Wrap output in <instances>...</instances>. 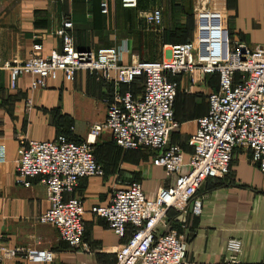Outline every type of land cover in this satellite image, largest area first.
I'll use <instances>...</instances> for the list:
<instances>
[{
    "label": "crops",
    "instance_id": "1",
    "mask_svg": "<svg viewBox=\"0 0 264 264\" xmlns=\"http://www.w3.org/2000/svg\"><path fill=\"white\" fill-rule=\"evenodd\" d=\"M153 9L160 12L158 26L147 24L143 18V13ZM106 10V14L100 13L99 0H0V61L19 62L28 57L33 45L40 47L41 56L59 53L60 40L54 31L63 20L71 23L70 35L76 50L95 51L122 45L142 58L160 60V49L169 45V41L191 40L194 14L200 10L223 14L226 47L231 39L246 48L264 45V41L247 42L246 38L264 36V0H136L135 9L121 8L119 0H106ZM141 44L145 49H141ZM148 50L150 55L145 53ZM123 61L126 64L128 55H123ZM176 77L169 79L176 82L178 89ZM30 81V76H21L15 89L10 90L6 72L0 71V247L48 251L53 256L49 264H115L114 252L125 242L129 229L118 240L90 209L106 204L112 191L131 183L140 184L145 197L152 200L158 189L173 184V176L145 162L139 181L128 182L104 171L101 178L79 179L73 192L65 194L64 199L75 197L81 202L86 248L72 251L59 240L53 228L36 221L49 207L37 180H30L26 188L14 184L16 150L20 140L50 141L58 135L82 143L89 128L104 119L102 98L110 99L117 92L139 97L142 85L134 82L138 83L136 90L131 85L117 87L84 71H77L71 82L57 74L44 89L31 90ZM216 88L217 82L215 89H207L206 96ZM177 94L179 97L180 93L176 91L173 103L179 126L170 135L177 130L175 140L183 142L189 132L183 144L185 159L190 153L187 141L194 130V121L206 114L207 105L202 94L199 110L191 112V102L197 95L176 101ZM104 133L112 144L109 133ZM242 151L233 150L226 176L202 182L196 193L201 199L198 216L187 212L178 217L168 211L165 226L157 231L171 230L182 237L185 264H227L228 239L240 242L237 264H264V177L251 163L249 154L248 161ZM0 264L39 263L17 256Z\"/></svg>",
    "mask_w": 264,
    "mask_h": 264
},
{
    "label": "built area",
    "instance_id": "2",
    "mask_svg": "<svg viewBox=\"0 0 264 264\" xmlns=\"http://www.w3.org/2000/svg\"><path fill=\"white\" fill-rule=\"evenodd\" d=\"M119 4L124 9L136 8V0H119ZM99 11L106 14V0H99ZM143 18L152 26L161 21L156 9L143 13ZM223 19L219 11L200 10L194 14L191 40L169 45L167 57L160 60H131L126 64L120 62L114 47L76 50L71 23L63 20L54 31L60 40L59 53L41 56L40 47L33 45L28 57L19 62L0 61V71L6 72L10 90L25 75L31 77V90L44 89L57 74L70 79L77 71L117 87L142 79L139 97L127 92L112 95L105 105L103 121L92 126L84 142L74 143L62 135L50 141H19L14 184L26 188L30 180H37L49 207L36 221L53 228L69 250L86 248L83 208L79 199L65 200L64 195L72 193L81 178L103 176L91 151L101 131L108 132L111 142L121 150L151 152V166L174 178L173 184L158 189L152 200L145 197L140 184L131 183L112 191L106 204L90 209L118 240L129 229L125 242L114 252L115 264H185L182 237L171 230L158 233L157 228L168 211L178 217L187 212L200 214L198 188L206 179L227 175L235 148L246 150L264 177V45L223 50ZM192 72L215 74L217 88L206 96V114L194 121L187 141L190 153L184 159L180 148L167 142L177 127L173 120L177 84L169 78ZM89 136L94 139L89 140ZM225 250L226 263L237 264L240 242L228 239ZM17 256L39 264L53 261L52 254L45 250L0 247V261Z\"/></svg>",
    "mask_w": 264,
    "mask_h": 264
},
{
    "label": "rangeland",
    "instance_id": "3",
    "mask_svg": "<svg viewBox=\"0 0 264 264\" xmlns=\"http://www.w3.org/2000/svg\"><path fill=\"white\" fill-rule=\"evenodd\" d=\"M262 35H264V33H262ZM228 37L230 38V36H228ZM246 38H247V42H254V41L263 42L264 41V36H257L256 38L246 36ZM181 42H182V40L176 39V40H171L168 43H170L169 45H174V44L181 43ZM223 42L225 45H227V41L225 40V37H224ZM169 45H165L164 47H162L160 49L159 58L167 57L166 54H167V50H168ZM225 45H224V47H226ZM238 45H240L238 42H235L231 39V41L228 44V48L232 49V48L237 47ZM114 48L119 53L120 62L123 64H125V62L123 61V55H128V61L126 63H129L131 60H138V61L148 60V61H151V60L155 59L153 57L142 58V57L138 56L137 53H132L131 51H128L122 45H119V46L114 47ZM141 49H145V47L142 44H141ZM248 49H250V48H248ZM145 53H148V55H150L149 54L150 50L146 51ZM214 75H204L203 76L199 72H192V73H185V74L183 73V74L178 75L176 77L177 82H178L177 92H179L180 94H179V97L177 94L176 101L183 99L184 96L189 97V96L197 95V97H194L192 102H191V106L193 108L191 112L198 111L201 104H202V98L199 96L204 94V96L203 95L202 96L204 97V100H205L207 89L209 87H211L212 89H215V87H216L217 78ZM73 79H74V76L70 79H65V80L68 82H71V81H73ZM179 86L181 89H179ZM136 88H138V83L131 85L132 90H136ZM180 96L182 98H180ZM108 100H109V98H106V97L101 99V101L103 102L104 105H106ZM174 108H175V103H173V120L177 124V126H179L177 119L175 117ZM97 124H99V123H97ZM92 126L89 128L87 135L91 132ZM189 126L190 127L192 126V122ZM190 127H188V131L190 130ZM173 133L174 134H172V135L169 134L167 142L168 143H176L179 146V148L182 150V152H185L186 148H185V146H183V144H184L189 132L185 133V137L183 138V142H179V141L175 140V135L177 133V130H175ZM87 135L83 139V142L85 141ZM178 139H180V138L178 137ZM234 150L239 151L240 148H235ZM241 150H244V149H241ZM91 151H92V154H93V157H94L96 163L101 167V169H103L102 171H104L105 173H112L118 179H120V178L128 179V182L139 181V179L142 176V173L140 171L141 166H143L145 164V162H149V164H150L149 156L152 158V154L148 153L147 151L146 152L145 151H126V150H120L118 148H115L108 141V138H107L106 134L104 133V131H101L95 137L93 143L91 144ZM244 151H245V154L247 155V159L249 161V158H248L249 153L246 150H244ZM244 151H242V153H244ZM232 158H233V155L231 156V160H232ZM165 178L167 179V178H171V177H165ZM126 186L127 185H125L123 187V189ZM167 219L168 218L166 215L163 218L162 223L157 228V231L163 229Z\"/></svg>",
    "mask_w": 264,
    "mask_h": 264
},
{
    "label": "trees",
    "instance_id": "4",
    "mask_svg": "<svg viewBox=\"0 0 264 264\" xmlns=\"http://www.w3.org/2000/svg\"><path fill=\"white\" fill-rule=\"evenodd\" d=\"M182 37H183V36H182ZM180 40H182L181 43H185V42L188 41V40L186 41V39H180ZM165 41H166V40H165ZM183 41H184V42H183ZM212 75H214V74H212ZM214 76L216 77V75H214ZM216 78H217V77H216ZM136 81H138V82L141 83V85H142V79H141V78L137 79ZM136 81H135V82H136ZM133 83H134V82H133ZM133 83H132V84H133ZM132 84H130V85H132ZM130 85H129V86H130ZM112 145H113L115 148H117L113 143H112ZM118 149H119V148H118ZM120 150H121V149H120ZM222 178H223V177H222ZM213 179H215V178H213Z\"/></svg>",
    "mask_w": 264,
    "mask_h": 264
},
{
    "label": "bare ground",
    "instance_id": "5",
    "mask_svg": "<svg viewBox=\"0 0 264 264\" xmlns=\"http://www.w3.org/2000/svg\"><path fill=\"white\" fill-rule=\"evenodd\" d=\"M223 41H224V36H223ZM223 44H224V42H223ZM225 49V47H224V45H223V50ZM79 51H81V50H79ZM89 140H93L94 138H92L91 136H89V138H88ZM94 141V140H93Z\"/></svg>",
    "mask_w": 264,
    "mask_h": 264
}]
</instances>
